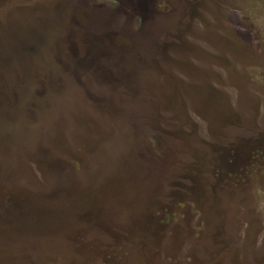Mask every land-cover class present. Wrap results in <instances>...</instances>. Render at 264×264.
<instances>
[{
    "label": "rangeland",
    "instance_id": "1",
    "mask_svg": "<svg viewBox=\"0 0 264 264\" xmlns=\"http://www.w3.org/2000/svg\"><path fill=\"white\" fill-rule=\"evenodd\" d=\"M2 9L52 66L0 127V264H264V0Z\"/></svg>",
    "mask_w": 264,
    "mask_h": 264
},
{
    "label": "trees",
    "instance_id": "2",
    "mask_svg": "<svg viewBox=\"0 0 264 264\" xmlns=\"http://www.w3.org/2000/svg\"><path fill=\"white\" fill-rule=\"evenodd\" d=\"M3 3L4 0H0V10H3ZM8 10V14H10L12 9ZM5 13L3 14L5 16L0 13V29L12 30L15 28L14 19L11 22L9 16L6 17L7 11ZM5 31H0V38L5 42L4 46L0 47V124L10 127H16L19 124L31 126L32 119L36 115L33 114V109L37 108L32 100L40 98V107L47 106V100L51 101V97L47 98L46 95L49 86L42 78V75L45 76L51 72L52 64L47 65L44 62L49 50L46 46L43 48L34 46L32 42H29L32 39L28 34L24 39L16 31ZM14 42H18L19 45L14 46ZM58 53L61 55L62 52L58 51ZM49 58L56 61L60 57L50 54ZM29 99L31 100L28 104ZM24 113H31L27 120L26 116L23 117ZM39 152L37 151L38 154H40ZM20 154L17 151L15 160L24 165V157ZM26 171L29 172V170Z\"/></svg>",
    "mask_w": 264,
    "mask_h": 264
},
{
    "label": "water",
    "instance_id": "3",
    "mask_svg": "<svg viewBox=\"0 0 264 264\" xmlns=\"http://www.w3.org/2000/svg\"><path fill=\"white\" fill-rule=\"evenodd\" d=\"M0 39H1V38H0ZM4 43H5V42H3V40L1 39V40H0V47L4 46ZM18 45H19L18 42H14V46H18ZM24 116H26V114H25V115L23 114V117H24ZM26 118H27V116H26ZM22 125H23V124H19V125H17V126H22ZM1 126L4 127L5 124H0V127H1ZM7 126H9V125H7ZM5 128H6V127H5Z\"/></svg>",
    "mask_w": 264,
    "mask_h": 264
},
{
    "label": "flooded vegetation",
    "instance_id": "4",
    "mask_svg": "<svg viewBox=\"0 0 264 264\" xmlns=\"http://www.w3.org/2000/svg\"><path fill=\"white\" fill-rule=\"evenodd\" d=\"M47 56L49 57V55H47ZM45 64H47V65H48V64H50V63H48V62H46V61H45Z\"/></svg>",
    "mask_w": 264,
    "mask_h": 264
}]
</instances>
